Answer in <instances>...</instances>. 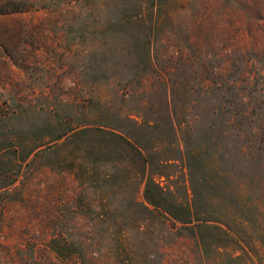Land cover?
Here are the masks:
<instances>
[{
  "label": "rangeland",
  "instance_id": "rangeland-1",
  "mask_svg": "<svg viewBox=\"0 0 264 264\" xmlns=\"http://www.w3.org/2000/svg\"><path fill=\"white\" fill-rule=\"evenodd\" d=\"M0 264H264V0H0Z\"/></svg>",
  "mask_w": 264,
  "mask_h": 264
}]
</instances>
